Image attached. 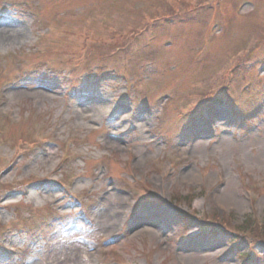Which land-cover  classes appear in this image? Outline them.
Returning <instances> with one entry per match:
<instances>
[{
	"label": "rangeland",
	"instance_id": "rangeland-1",
	"mask_svg": "<svg viewBox=\"0 0 264 264\" xmlns=\"http://www.w3.org/2000/svg\"><path fill=\"white\" fill-rule=\"evenodd\" d=\"M161 1L0 0V8L10 4L3 18L13 26L1 49L7 56L0 62V93L11 72L18 71L17 79H21L19 87L9 93L4 104L11 111L0 117V127H5L6 135H17L22 123L27 124L22 120L33 118L29 128L34 130L33 133L48 131L58 125L61 127L59 137L63 139L51 140L35 149L29 165L11 171L8 178L18 179L28 167L35 166L43 174L53 169L66 137H72L75 145L86 154L77 161V172L81 177L74 188L80 193L81 201L70 199L57 185L45 186L42 191L32 190L25 195L16 184L0 194V201L7 204L0 210V219L14 225L10 233L1 235L0 240L27 248V241L37 239L32 254L27 256L23 251L19 255L22 259L28 258L27 264H58L60 259L68 264H264L263 244L254 246L251 261H243L239 252L249 250L248 245L238 247L231 243L230 237L215 234L213 231L218 230L212 229L215 222L207 225L197 220L184 226L177 212L178 208L197 213L203 209L211 214V218L215 213L221 218H231L235 224L253 215L260 221L264 219V183L259 181L264 178V110L239 130L243 127V114L258 99L264 100V72L254 94L239 109L223 99L207 104L198 117L188 122L176 115L187 109L185 104L196 101L194 97L198 90L211 91L207 88V78L211 71L222 66L227 50L233 52L264 33V0H229L231 6L241 2L239 8L244 7L242 14L233 13L234 19L227 22L228 26L224 25L229 29L226 33L220 22L217 33L205 32L201 18L194 21L197 24L190 29L182 27L181 40H173L175 26L167 27V38L172 40L162 44L164 53L159 47L154 48L157 57L148 63L152 71L146 82L148 95L164 96L168 102L158 111L159 102L152 100L153 107L146 105L144 118L138 119L140 127L130 133L127 130L132 124H127L125 115L107 117L100 114L104 111H99L101 117L96 121L81 117L93 110L90 105L94 101L103 105L124 95L125 107H129L120 57L106 64L101 63L102 59H86L84 65L88 71L73 81L62 75L63 65L85 56L78 40L82 28L101 20L117 22L124 19L125 31H137L152 19L149 16L157 13ZM168 1L173 7V0ZM47 23L50 25H44ZM39 25L50 27L52 32L47 41L37 47L32 44V39ZM205 40V48L209 51L205 55L198 54L197 60L202 59L200 63L191 64L195 58L190 60L191 55ZM63 43L66 45H60ZM249 45L250 42L240 52ZM45 46L51 47V56L47 58L55 59L57 66H48L47 58L38 59L34 54ZM10 57L15 60L13 67L5 64ZM98 68L104 70V74L96 83ZM127 72L132 74L133 67ZM240 84L238 80L235 88ZM144 89L145 85L143 92L136 86L131 90L139 100L145 94ZM77 92L97 93L101 100L86 99L78 105L80 117L75 115L85 131L71 134L67 129L78 122L70 118L77 103ZM209 116L214 117L213 126H216V131L211 134L203 122ZM18 119V123L22 122L15 127L14 121ZM128 120L132 121L131 118ZM105 127L113 130L114 137L109 140L104 135ZM95 128L100 129L96 131ZM90 135H94L93 139H89ZM9 144L1 145L0 153L6 155L12 145ZM127 146L133 147L138 158L129 156ZM169 153L184 159L173 166L170 174H163L159 164L169 161L168 156H172ZM147 158L155 160L145 164L143 160ZM99 161H105V165ZM89 162L92 166L87 169ZM94 172L99 175L97 179L93 178ZM0 177L6 179L2 174ZM130 181L146 183L161 200L137 201ZM249 189L253 191L250 198ZM188 194L192 199L181 198ZM175 197L181 198L178 205L174 204ZM29 201L35 202L34 208L29 206ZM17 204L19 210L15 212L13 207ZM37 225L39 228H35ZM216 225L222 227L219 223ZM70 230L77 232L72 243L78 244V251L69 253L71 245L59 242L52 253L44 251V233L53 232V240L60 241L66 240ZM107 232L111 238L100 242V234ZM200 243L205 244L200 246ZM16 263L17 257H9L0 250V264Z\"/></svg>",
	"mask_w": 264,
	"mask_h": 264
},
{
	"label": "bare ground",
	"instance_id": "bare-ground-1",
	"mask_svg": "<svg viewBox=\"0 0 264 264\" xmlns=\"http://www.w3.org/2000/svg\"><path fill=\"white\" fill-rule=\"evenodd\" d=\"M13 26L10 22H5L1 25L0 23V40L3 39V42H5V40L8 38L7 36L10 34L11 30H12ZM18 30V29H16ZM100 103L98 101H94L91 105H90V108H92V112L95 114V116L97 117L99 115V111H106L109 109V107L106 105V104H103V105H100ZM91 116L93 118H95L94 115L91 114ZM73 239H69L67 241V244L68 245H71L69 246L70 247V251L69 253H72L74 251H78V244H73Z\"/></svg>",
	"mask_w": 264,
	"mask_h": 264
}]
</instances>
